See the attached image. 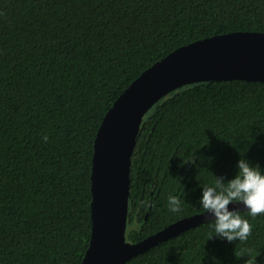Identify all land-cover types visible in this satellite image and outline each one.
Returning a JSON list of instances; mask_svg holds the SVG:
<instances>
[{"label":"trees","instance_id":"1","mask_svg":"<svg viewBox=\"0 0 264 264\" xmlns=\"http://www.w3.org/2000/svg\"><path fill=\"white\" fill-rule=\"evenodd\" d=\"M240 30L264 32V0H0V264H80L107 110L177 47ZM244 156L264 167V81H200L164 95L131 154L126 239L203 211L201 185L231 178ZM169 194L180 213L168 210ZM247 218V241L209 238L208 220L121 264H264V213Z\"/></svg>","mask_w":264,"mask_h":264},{"label":"water","instance_id":"2","mask_svg":"<svg viewBox=\"0 0 264 264\" xmlns=\"http://www.w3.org/2000/svg\"><path fill=\"white\" fill-rule=\"evenodd\" d=\"M264 81V32L231 31L179 46L143 70L114 100L93 143L91 232L80 264H121L190 227L205 210L179 218L138 241L126 239L130 158L144 114L175 88L200 81ZM243 210L240 203L230 204Z\"/></svg>","mask_w":264,"mask_h":264},{"label":"clouds","instance_id":"3","mask_svg":"<svg viewBox=\"0 0 264 264\" xmlns=\"http://www.w3.org/2000/svg\"><path fill=\"white\" fill-rule=\"evenodd\" d=\"M189 161L194 162L193 158ZM236 169L231 178L215 175L211 183L201 185L198 203L214 221L210 225L213 232L209 238L218 236L228 242L247 241L252 232L247 217L255 218L264 213V167L244 156L237 160ZM236 203L243 205L247 216L241 215V209L229 207ZM167 208L171 213H180L183 201L177 195L169 194ZM254 261L257 264L255 258Z\"/></svg>","mask_w":264,"mask_h":264}]
</instances>
